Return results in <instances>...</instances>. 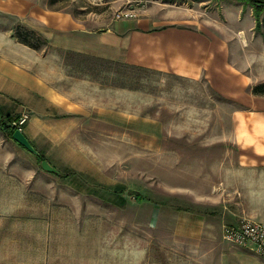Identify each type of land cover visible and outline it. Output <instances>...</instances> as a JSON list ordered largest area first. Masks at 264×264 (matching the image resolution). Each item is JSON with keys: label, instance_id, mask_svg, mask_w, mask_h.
Here are the masks:
<instances>
[{"label": "rangeland", "instance_id": "obj_1", "mask_svg": "<svg viewBox=\"0 0 264 264\" xmlns=\"http://www.w3.org/2000/svg\"><path fill=\"white\" fill-rule=\"evenodd\" d=\"M229 1L256 9L253 0H41V12L70 13L90 28L131 10L161 25L195 19L220 29ZM255 1L261 14L264 0ZM29 19L0 10V29L38 46L44 79L88 95L73 119H50L53 139L33 137L58 170L77 174L74 181L16 146L25 173L13 179L31 181L10 183L0 198V264H218L223 252L243 248L222 235L244 216L260 220V169L239 165L233 138L232 113L243 104L205 77L58 47L49 24ZM12 112L10 126L26 112L22 127H31L28 110Z\"/></svg>", "mask_w": 264, "mask_h": 264}, {"label": "crops", "instance_id": "obj_2", "mask_svg": "<svg viewBox=\"0 0 264 264\" xmlns=\"http://www.w3.org/2000/svg\"><path fill=\"white\" fill-rule=\"evenodd\" d=\"M223 7L226 21L220 29L195 19L192 24L161 25L151 15L118 18L107 27L90 28L70 13L42 14L41 0H0V10L20 22L28 17L38 26L49 24L47 37L58 47L193 79L205 77L220 94L242 103L232 113L234 144L241 152V167L260 169V221H264V94L251 91L252 85L264 81V12L258 24L252 6L229 1ZM87 95L76 86L62 92L56 83L44 79L40 50L18 39L11 27L0 29V114L28 110L31 127L23 132L40 152L33 137H50L48 123L57 113L71 119L82 113L81 96ZM17 145L35 155L0 128V198H6L10 183L31 181L26 174L13 179L25 173L21 162L26 156ZM243 248L223 252L218 264H264L261 254Z\"/></svg>", "mask_w": 264, "mask_h": 264}, {"label": "built area", "instance_id": "obj_3", "mask_svg": "<svg viewBox=\"0 0 264 264\" xmlns=\"http://www.w3.org/2000/svg\"><path fill=\"white\" fill-rule=\"evenodd\" d=\"M135 15L131 10H122L116 14V17L129 18ZM28 117L29 114L23 112L18 120H12V123L16 125V128L23 130L22 125ZM222 235L226 241L258 252L264 257V221L244 216L236 223L224 225Z\"/></svg>", "mask_w": 264, "mask_h": 264}, {"label": "trees", "instance_id": "obj_4", "mask_svg": "<svg viewBox=\"0 0 264 264\" xmlns=\"http://www.w3.org/2000/svg\"><path fill=\"white\" fill-rule=\"evenodd\" d=\"M252 2H253L254 7L256 8L255 11H254V13H255V15L257 17V23L259 24V15H260V8L258 7L259 6V4H258L259 2L258 1H255V0H253ZM17 36H18V39L22 40L26 44H29L31 46H34L27 39L23 38L21 35L18 34ZM34 47L37 48L38 46L35 45ZM251 91L254 94H264V81L252 85ZM10 118H11V114H7V115H1L0 114V128L2 130L6 131L7 134H9V135L12 136V133L15 130L16 127L10 126V124H9ZM37 159H38V161L41 164V161L43 159H45L44 154L42 152H40V154L37 155ZM41 167H42V165H41ZM55 173L58 174V175H61V176L65 177V178H67L69 180L72 179L73 177H76L77 176V174H75L74 172L62 173L58 169H57V172H55ZM73 181H74V178H73ZM112 191L114 193H116V194H119L120 196H122V193H124V190L122 188H114Z\"/></svg>", "mask_w": 264, "mask_h": 264}, {"label": "water", "instance_id": "obj_5", "mask_svg": "<svg viewBox=\"0 0 264 264\" xmlns=\"http://www.w3.org/2000/svg\"><path fill=\"white\" fill-rule=\"evenodd\" d=\"M12 137L14 140H16L18 143L26 147L29 151L34 153L35 155H39V150L34 146V144L29 140V138L26 136V134L23 132V130L19 128H15V130L12 133ZM41 165L43 169L50 172H57V168L53 166L47 159H43L41 161Z\"/></svg>", "mask_w": 264, "mask_h": 264}]
</instances>
